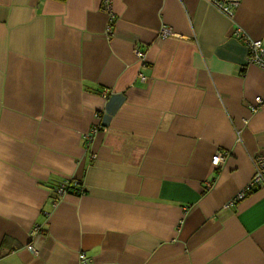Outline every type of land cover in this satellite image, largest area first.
<instances>
[{
	"label": "crops",
	"instance_id": "0c3cea01",
	"mask_svg": "<svg viewBox=\"0 0 264 264\" xmlns=\"http://www.w3.org/2000/svg\"><path fill=\"white\" fill-rule=\"evenodd\" d=\"M212 1L0 0V264H264V0Z\"/></svg>",
	"mask_w": 264,
	"mask_h": 264
},
{
	"label": "built area",
	"instance_id": "2783aa9c",
	"mask_svg": "<svg viewBox=\"0 0 264 264\" xmlns=\"http://www.w3.org/2000/svg\"><path fill=\"white\" fill-rule=\"evenodd\" d=\"M111 2L112 0H102V10L108 14L110 18V22L113 20L112 12H111ZM212 5L224 16L231 18L233 15V11L238 7L239 0H213ZM108 34L111 33V27L108 26L106 29ZM161 37H166L171 35L168 28H162L160 30ZM244 42L247 48V56H246V64H255L262 69H264V45L259 40H252L249 37L245 36L241 31L238 30L237 34ZM135 56L142 60L144 55L141 51L135 50ZM263 100L260 97H255L254 104L250 105V111L256 112L259 105L262 104ZM94 133V131H92ZM90 136H87L89 139ZM226 154L218 152L216 153L212 159V165L216 166L222 163L225 159ZM253 175L248 184V190L253 189H263L264 190V154L257 155L253 159ZM77 182L75 181H64L56 188V195L60 197L66 193H68L69 186H76ZM244 193H240L237 196V200L242 199ZM37 230V228H36ZM27 249L32 253H36V250L31 246H27ZM80 260H83V255L79 256Z\"/></svg>",
	"mask_w": 264,
	"mask_h": 264
},
{
	"label": "trees",
	"instance_id": "16d2710c",
	"mask_svg": "<svg viewBox=\"0 0 264 264\" xmlns=\"http://www.w3.org/2000/svg\"><path fill=\"white\" fill-rule=\"evenodd\" d=\"M78 184H76V186H77ZM76 186H69V188H68V192H69V189H73V188H76ZM73 187V188H72ZM78 193H81V192H78Z\"/></svg>",
	"mask_w": 264,
	"mask_h": 264
}]
</instances>
